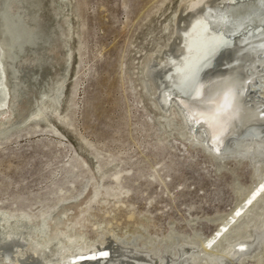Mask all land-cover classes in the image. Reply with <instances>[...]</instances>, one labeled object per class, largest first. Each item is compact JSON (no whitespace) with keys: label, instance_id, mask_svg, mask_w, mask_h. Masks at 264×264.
I'll return each instance as SVG.
<instances>
[{"label":"rangeland","instance_id":"rangeland-1","mask_svg":"<svg viewBox=\"0 0 264 264\" xmlns=\"http://www.w3.org/2000/svg\"><path fill=\"white\" fill-rule=\"evenodd\" d=\"M191 1L3 0L25 48L19 73L8 69L14 99L0 117L12 122L0 130L20 127L0 136V221L36 227L83 204L71 221L90 240L104 231L158 241L216 233L255 169L248 160L220 165L192 145L171 127L176 110L167 120L146 90L150 59Z\"/></svg>","mask_w":264,"mask_h":264},{"label":"bare ground","instance_id":"bare-ground-1","mask_svg":"<svg viewBox=\"0 0 264 264\" xmlns=\"http://www.w3.org/2000/svg\"><path fill=\"white\" fill-rule=\"evenodd\" d=\"M190 10L191 15L183 19L181 13ZM11 17L3 12L0 0V117L10 113L14 99L8 69L19 73L17 59L25 48L18 33L21 26ZM175 25L167 47L147 63L146 90H154L166 119L172 113V129L189 137L192 145L197 141L220 165L236 160L252 164L256 179L243 190L239 205L220 218L212 236L172 234L169 241L143 234L125 238L106 231L90 240L84 233L74 232L76 225L71 221L78 219L83 204H67L36 227L28 228V219L4 217L0 221V258L10 264H245L249 259L261 263L264 0H192L179 12ZM7 123L0 122V128ZM15 124L0 130V136L19 129ZM96 197L93 194L91 200Z\"/></svg>","mask_w":264,"mask_h":264},{"label":"snow or ice","instance_id":"snow-or-ice-1","mask_svg":"<svg viewBox=\"0 0 264 264\" xmlns=\"http://www.w3.org/2000/svg\"><path fill=\"white\" fill-rule=\"evenodd\" d=\"M225 102L228 103V96L225 97Z\"/></svg>","mask_w":264,"mask_h":264}]
</instances>
